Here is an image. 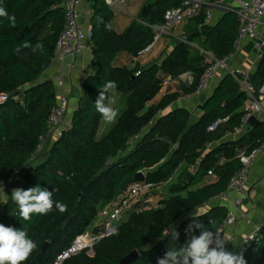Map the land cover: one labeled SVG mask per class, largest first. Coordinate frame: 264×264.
Segmentation results:
<instances>
[{
    "label": "trees",
    "instance_id": "obj_1",
    "mask_svg": "<svg viewBox=\"0 0 264 264\" xmlns=\"http://www.w3.org/2000/svg\"><path fill=\"white\" fill-rule=\"evenodd\" d=\"M182 2L154 0L142 9L140 19L152 25L162 24L165 12ZM0 6L16 17L14 28L0 17V96H8L7 102L0 104V189L13 178L15 188L27 190L39 185L53 192L54 201L67 204L64 213L54 207L46 215L33 214L31 221H24L11 194L5 202L2 200L0 224L24 228L37 245L23 264H53L59 254L86 234L98 211L137 183L134 178L139 172L146 175L145 183L160 185L171 180L183 164L188 169L197 167V175L190 184L183 185L186 171L183 179L170 187V192L181 193L202 179H209L200 189L188 192L186 197L163 199L155 208L148 206L127 213L117 234L98 240L91 250H83L64 262L122 264L124 258L137 251L138 259L129 264H157V258H162L168 247L184 243L185 229L193 218L183 222L182 218L226 192L242 167L240 156L264 142V124L248 135L244 132L238 141L223 142L227 134H234L240 127L247 113L244 108L248 98L231 76H226L203 104L199 120L194 121L187 109L165 113L178 100V93L151 104L164 86L161 74L178 81L190 73L192 82L184 90L188 94L197 90L209 68L202 51L211 52L219 60L232 53L239 30L237 16L222 14L218 23L203 35L198 30L204 27L202 14L189 21L187 31L189 42L197 43L199 48L178 42L160 65L143 68L137 63L133 68H119L114 65L118 55L137 56L153 42L155 34L140 23H134L123 34L117 33L112 29L113 10L105 0H97L90 42L94 71L83 85L71 125L46 152L42 163L17 178L33 159L41 139L48 135L49 119L57 106L54 81L40 78L54 61L56 43L65 25V9L63 0H0ZM25 40L33 45L42 43L43 54L30 48L17 52L16 48ZM108 81L116 82L115 93L123 95L126 103L115 125L99 139L103 119L94 102L100 86ZM252 82L259 92L264 85V56ZM218 120L224 122L209 131ZM136 136L138 140L130 145ZM211 145L214 147L209 150ZM209 172L213 175L209 176ZM226 215L227 208L214 206L197 217L217 232ZM172 225L180 233L177 245L171 244L170 235L164 236ZM47 243L48 248L43 250ZM244 258L247 264H264V227Z\"/></svg>",
    "mask_w": 264,
    "mask_h": 264
},
{
    "label": "built area",
    "instance_id": "obj_2",
    "mask_svg": "<svg viewBox=\"0 0 264 264\" xmlns=\"http://www.w3.org/2000/svg\"><path fill=\"white\" fill-rule=\"evenodd\" d=\"M87 2V0H63L65 9V25L60 34L55 48V60L61 63V68L58 73L50 77L57 90V106L52 111L49 119L48 135L42 138V143L34 157L44 149V146L53 143L59 139L66 130L65 117L69 109V89L67 86L64 65L69 60L80 54L86 45L91 42L92 29L82 21V14L80 7ZM107 6L112 10H121L125 4V0H105ZM217 14L233 13L237 16L239 22V30L237 38L234 42V50L225 58L219 60L211 52L202 51L206 56L209 68L200 79L199 86L194 93V96L199 98L210 87L212 82L216 79L221 69H228L229 75L241 86L242 91L248 98L246 114L241 121V125L236 129L237 135L244 134V127L246 122L252 116H258L264 111V86L259 90L256 89L252 82V75L249 70L242 68L230 69L229 64L234 57L243 49V45L248 40L252 41L254 52L258 55L260 60L264 56V0H183L181 6L177 8H170L164 14V22L162 24L152 25L144 24L147 28L152 30L155 34L153 42L145 49L138 52L136 58H140L146 53L150 52L153 46L164 36L170 35L171 31L182 24L188 23L200 17L205 16V23L213 20ZM180 42L192 46L186 36H179ZM139 75V74H138ZM187 76V83L192 81L190 73ZM170 81V80H169ZM168 81V82H169ZM8 96H0V104L7 102ZM223 120L214 122L209 131H214ZM139 137L132 138L130 145H133ZM262 147H258L248 154H242L240 161L241 169L231 179L228 189L219 197L223 200L228 199L227 215L221 226L217 231L221 234L227 226L233 225L238 219V210L242 207L244 199L246 198V190L248 188L249 174L253 167L255 160L259 157ZM32 159V160H33ZM19 172V171H18ZM17 172V173H18ZM16 173V174H17ZM209 175H213L209 172ZM15 176V175H14ZM13 176V177H14ZM13 179V178H12ZM3 185L0 189V199L5 195H10L15 189L13 180ZM153 185L145 182H137L131 185L126 193L120 195L113 203L102 212L103 216V232L96 237L81 236L74 244L61 254L57 256L53 264H64L70 257L77 255L83 250L92 249L94 244L105 237L115 235L118 232L120 224L126 220V214L135 210L148 208L150 203V192ZM229 196H232L229 199ZM261 230L246 236L243 245L238 254L245 255L254 242L258 240V233Z\"/></svg>",
    "mask_w": 264,
    "mask_h": 264
},
{
    "label": "crops",
    "instance_id": "obj_3",
    "mask_svg": "<svg viewBox=\"0 0 264 264\" xmlns=\"http://www.w3.org/2000/svg\"><path fill=\"white\" fill-rule=\"evenodd\" d=\"M154 0H125V4L121 10L114 11V18L112 20V29L119 34H123L126 32L134 23L150 24L148 22L143 21L140 19V14L142 9L151 3ZM64 6V5H63ZM81 14H82V21L86 22L91 27V19L93 16V12L87 11V3L84 2L81 7ZM222 15L216 14L213 20L209 23H204V27H199V33L206 34V31L210 28L214 27ZM189 22L180 25L179 27L175 28L171 31L170 35H166L162 37L152 48V50L140 58H136V56H132L128 53H121L118 55L114 61V65L116 67H129L133 68L136 66L137 63L140 64L143 68H149L155 64L160 65L164 58L168 56L175 48L176 44L180 42L178 39L179 36H187V31L189 28ZM193 47L199 48L197 43H192ZM93 45L89 42L86 47L82 50V52L76 55L74 58L69 59L65 65V76L67 81V86L69 89V109L68 113L65 117V126L69 127L72 122V118L74 115L75 110L78 107L79 99L82 94V88L87 80V78L93 73ZM260 62V58L254 52L252 41L248 40L244 43L243 49L240 53H238L234 59L230 62L229 68L230 69H237L242 68L249 70L251 75L253 76L256 71L258 64ZM206 63H208L206 61ZM61 68V63L58 60L53 61L51 67L48 71L40 78V80H47L50 77L55 76L59 69ZM230 76L228 73V69L224 68L221 69L218 73L216 79L212 82L210 87L203 93V95L199 98L194 96L193 94H188L184 89L187 88L191 82L187 83V76H182L180 80H173L171 77L165 76L163 74L160 75L162 80L164 81V86L160 92V94L156 97V99L151 104L158 103L164 96L178 93L179 98L175 101L166 111L165 113L180 110V109H187L192 113V117L194 121L199 120L200 115L197 113V109L202 107L203 104L213 95L215 89L219 85V83L226 77ZM193 79V76H192ZM170 80V81H169ZM169 81V82H168ZM264 86V85H263ZM262 86V87H263ZM115 107L119 111V117L123 113L125 109L126 99L120 93H114ZM247 109V104L244 108ZM164 113V114H165ZM262 124H264V111L262 114L257 116ZM116 120V122H117ZM115 122V123H116ZM115 123H106L102 120L100 132H99V139H102L105 135L108 134L110 129L115 125ZM261 124V125H262ZM260 125V126H261ZM244 134L237 135L234 134H227L225 139L223 140L224 143L235 142L240 140ZM214 145L209 147L211 150ZM262 150L259 157L255 160L253 167L249 174L248 180V188L246 190V198L244 199L243 205L238 210V219L236 223L233 225L227 226L224 231L223 235L229 240L226 242L225 247L226 250L230 252L237 253L241 249L243 245V241L247 235L255 232L256 230H261L264 227V142L261 145ZM191 173L194 177L197 175V167L188 169L187 164H183L180 169L176 172L170 182L169 186L171 187L173 184H176L185 172ZM210 176V175H209ZM183 179V177H182ZM185 180V179H184ZM209 182V179H202L199 183L192 185L191 189H188L181 193H171V197H186L188 192L198 190L204 185L205 183ZM153 185L151 193H150V203L149 208L152 205L158 206L159 202L166 198V196L160 197L155 192L157 188L161 185ZM232 196H229L231 199ZM115 201V200H114ZM114 201L110 202L113 203ZM229 200H223L221 197H217L212 202L204 205L203 207L189 212L182 218V222L186 221L194 216H201L209 212V210L214 206H223L227 208V204ZM109 203V204H110ZM107 204V205H109ZM103 219V218H102ZM127 219V217H126Z\"/></svg>",
    "mask_w": 264,
    "mask_h": 264
},
{
    "label": "clouds",
    "instance_id": "obj_4",
    "mask_svg": "<svg viewBox=\"0 0 264 264\" xmlns=\"http://www.w3.org/2000/svg\"><path fill=\"white\" fill-rule=\"evenodd\" d=\"M0 17L9 21L11 27H16L15 15L0 6ZM103 23V21H101ZM105 27H108L105 25ZM30 48L34 53L44 52V45H35L25 40L16 48ZM117 88L115 81L103 83L99 88V95L94 102L96 111L106 123H115L119 111L113 107L114 93ZM111 94V95H110ZM12 200L18 205L19 217L24 221H31L33 214L46 215L57 209L64 213L67 204L53 200V192L41 188L39 185L27 190L15 188L11 193ZM192 222L185 229V241L178 247H168L162 258H157V264H247L242 253L237 254L226 250L229 241L220 232H214L206 226L199 217L194 215ZM199 231V235L196 232ZM171 236V244L177 245L180 233L172 225L164 232V236ZM37 248L36 243L28 237L26 230H18L0 224V264H23Z\"/></svg>",
    "mask_w": 264,
    "mask_h": 264
},
{
    "label": "rangeland",
    "instance_id": "obj_5",
    "mask_svg": "<svg viewBox=\"0 0 264 264\" xmlns=\"http://www.w3.org/2000/svg\"><path fill=\"white\" fill-rule=\"evenodd\" d=\"M217 14V13H215ZM51 145L47 144L46 146H44V149L42 148V151H40L33 160H31L29 162V164L23 169V171H21L20 173H18L17 178H19L20 176H22L25 173L31 172L34 170V168L39 165L40 163H42L45 159V157L47 156V151L50 149ZM118 159H115V161H117ZM170 182H167L165 185H161L160 187L157 188V191L155 192L158 196L160 197H165L166 198H170V186H169ZM16 187V186H14ZM191 187H189V189H191ZM151 193V192H150ZM8 195H5L1 200H0V213L2 211L1 205L3 204V202H5L7 200ZM3 200V202H2ZM111 204V203H110ZM109 204V205H110ZM109 205H105L104 208L110 207ZM155 205H152L151 208H155ZM104 208H100L97 214V218L95 219V221L93 222V224L88 228L86 234L84 236H90V237H96L100 234H102L103 232V216H102V212L104 210Z\"/></svg>",
    "mask_w": 264,
    "mask_h": 264
},
{
    "label": "water",
    "instance_id": "obj_6",
    "mask_svg": "<svg viewBox=\"0 0 264 264\" xmlns=\"http://www.w3.org/2000/svg\"><path fill=\"white\" fill-rule=\"evenodd\" d=\"M87 11L93 12L97 3V0H87ZM202 111V107H199L197 109V113ZM262 122L257 116H252L251 118L248 119V121L245 124L244 127V132L245 134H250L254 132ZM194 179V175L191 173H188L186 176V180L183 182L184 186H187L190 184ZM135 182H144L146 180V175L143 172H139L135 178ZM49 244H45L43 247V250H46L48 248ZM139 257V253L137 251H133L131 254H129L124 260L122 261V264H129L132 263L133 261L137 260Z\"/></svg>",
    "mask_w": 264,
    "mask_h": 264
}]
</instances>
